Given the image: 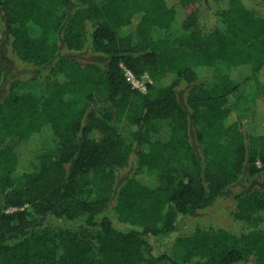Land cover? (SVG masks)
Instances as JSON below:
<instances>
[{
    "label": "trees",
    "instance_id": "16d2710c",
    "mask_svg": "<svg viewBox=\"0 0 264 264\" xmlns=\"http://www.w3.org/2000/svg\"><path fill=\"white\" fill-rule=\"evenodd\" d=\"M198 6L223 27L204 31ZM1 34L45 83L2 95L0 65V264H264L258 190L236 197L234 218L252 226L239 237L198 227L161 253L150 242L264 172V104L246 126L234 101L264 68V15L242 0H0ZM121 65L149 75L145 93ZM218 65L228 75L208 82Z\"/></svg>",
    "mask_w": 264,
    "mask_h": 264
},
{
    "label": "rangeland",
    "instance_id": "374dc122",
    "mask_svg": "<svg viewBox=\"0 0 264 264\" xmlns=\"http://www.w3.org/2000/svg\"><path fill=\"white\" fill-rule=\"evenodd\" d=\"M176 2H178V0H169L170 4H174ZM242 2L247 8L254 11L255 13L264 15V4L261 3L260 0H242ZM207 6L208 8H210V11L216 12L217 10H219L218 5L213 2L209 5L207 4ZM198 7L200 9L202 22H204V31H211L216 28L223 27L219 17L217 15L214 16L215 13L207 12L204 6ZM192 9L193 8H191V10ZM191 10H189V12ZM204 16L206 17L205 21L203 20ZM167 35L171 39L176 40L180 43L185 42L184 40L186 38V34L180 33L178 31V27H173L170 32H167ZM1 38L2 42L0 44V65L3 69L5 77L2 95H5L7 93L9 83L14 80L20 82V85L16 89L17 92L29 91L37 96L41 95L44 89L45 73H41L40 76H36L33 79V68L22 64L15 57L10 46V41L5 34H1ZM75 55L77 58L83 61L92 59L85 51L75 53ZM103 60L102 57H99L95 61L101 63ZM228 72V68L222 65H218L216 66V71H214V73L208 78V82L215 81V79H217L220 75H228ZM259 85L264 88V68L257 78H253L246 83H242L238 92L234 95V101L237 106L236 114L240 115L241 121L246 126L256 118H259L258 115H260L261 117L264 101L263 99H256L257 95L261 93ZM177 94L179 96V99L183 101L185 96L184 87L178 88ZM249 127L250 126L246 128ZM41 145L43 148L49 146V144H45V142H41L40 146ZM135 148L140 149L142 148V146L140 145L139 147L136 144ZM252 190H258L262 193L264 192V172L256 174L252 177L248 176L247 173H245L237 183L229 187L224 193H222L217 199H215V201L208 208L198 212V214L195 216L180 219L177 222V227L174 232L158 240L155 238H151L150 242L157 243L158 247H156V249L158 251L156 252L161 253L163 249H169L172 241L176 236L191 234L198 227L202 229H224L239 237L241 234L250 231L252 229V226L247 222H243L234 218L233 214L236 210V197L242 193ZM105 215L113 220L114 225L118 230L126 231L129 229V226L117 221L116 216L111 209H109ZM45 223L55 226L73 225L78 227L79 225H82V222L80 220L69 223L66 221L56 220L52 216H48L45 219ZM172 258L173 261L176 262V264H193V262H183L176 254ZM247 264H250V262H248Z\"/></svg>",
    "mask_w": 264,
    "mask_h": 264
},
{
    "label": "built area",
    "instance_id": "2783aa9c",
    "mask_svg": "<svg viewBox=\"0 0 264 264\" xmlns=\"http://www.w3.org/2000/svg\"><path fill=\"white\" fill-rule=\"evenodd\" d=\"M124 69L125 76L128 79V81L138 89L140 92L145 93L146 92V84L150 82V78L148 74H143L140 78H137L130 70H128L125 66L121 65Z\"/></svg>",
    "mask_w": 264,
    "mask_h": 264
}]
</instances>
